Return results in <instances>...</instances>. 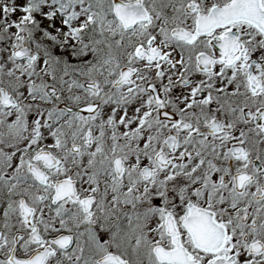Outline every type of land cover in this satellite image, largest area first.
<instances>
[{"label": "snow or ice", "instance_id": "snow-or-ice-1", "mask_svg": "<svg viewBox=\"0 0 264 264\" xmlns=\"http://www.w3.org/2000/svg\"><path fill=\"white\" fill-rule=\"evenodd\" d=\"M0 264H264V0H0Z\"/></svg>", "mask_w": 264, "mask_h": 264}]
</instances>
